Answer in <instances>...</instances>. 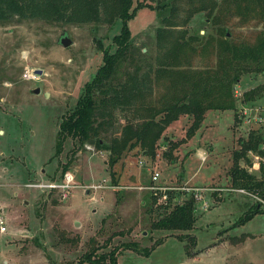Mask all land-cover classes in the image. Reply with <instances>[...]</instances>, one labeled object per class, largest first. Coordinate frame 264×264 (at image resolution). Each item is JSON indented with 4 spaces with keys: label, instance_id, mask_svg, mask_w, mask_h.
Segmentation results:
<instances>
[{
    "label": "rangeland",
    "instance_id": "374dc122",
    "mask_svg": "<svg viewBox=\"0 0 264 264\" xmlns=\"http://www.w3.org/2000/svg\"><path fill=\"white\" fill-rule=\"evenodd\" d=\"M137 2L144 6L127 19L131 52L154 55L155 30L168 8L160 6L161 0H134L132 6ZM259 16L251 10L245 15L229 12L215 23L200 11L185 26L188 34L228 36L245 50L262 41L264 56V21ZM121 26L120 17L112 23L19 17L0 21V217L6 227L0 231V264H92L82 257L97 244L98 255L118 249L115 264H264V209L241 222L256 202L236 191L232 181L235 154L244 151L251 130L261 131L256 120L264 110V95L242 99L245 90L264 81V68L256 70L249 54L242 62L248 69L233 85L234 108L207 110L191 138L186 130L192 117L181 115L163 132L154 158L134 148L109 164L108 151L96 147L97 138L109 141L131 117L120 110L98 137L80 145L67 136L56 152L60 122L74 109L104 50L115 49L113 36ZM62 35L71 39L66 46L59 40ZM216 43L192 53L193 65L213 64L219 57ZM38 68L37 77L24 76ZM37 86L38 92L33 90ZM167 86V79L158 77L152 97ZM174 142L177 147L166 155ZM246 154L249 160L238 157L240 166L264 179V151L249 149ZM64 167L73 172L75 183L66 198L27 186L58 181ZM154 170L159 172L155 183L170 187L174 202L194 199L188 188H209L201 192L206 205L194 199L193 228H151ZM97 184L103 186L96 189Z\"/></svg>",
    "mask_w": 264,
    "mask_h": 264
},
{
    "label": "trees",
    "instance_id": "16d2710c",
    "mask_svg": "<svg viewBox=\"0 0 264 264\" xmlns=\"http://www.w3.org/2000/svg\"><path fill=\"white\" fill-rule=\"evenodd\" d=\"M134 0H0V21L12 18H35L48 21L66 22H108L122 19V26L113 40V51L104 50L102 63L93 77L86 81L74 109L60 122L56 152L67 136L83 144L90 137H98L102 128L111 125L116 110L129 111L117 134L109 141L95 140L100 150L108 151V163L113 164L122 154L138 148L150 158L156 156L158 140L168 125L181 115L192 117L186 130L191 138L200 128L209 109H232L233 85L240 78V72L248 68L245 58L251 57L255 69L264 68L263 42L250 49L232 44L229 37L215 38L212 34H188L185 24L196 12L203 11L207 18L217 23L226 14L245 15L249 10L259 13L264 21V0H161L160 6L168 8L161 17V24L155 30V54L147 55L146 50L135 56L132 51L130 30L127 19L136 9L144 6ZM146 5V4H145ZM227 28V27H226ZM226 35L228 32H226ZM202 40V43L196 44ZM218 46L219 57L213 64L193 65L191 54L197 50L208 51L213 43ZM247 54H249L247 56ZM242 60V61H241ZM242 63V64H241ZM122 68L121 72L119 69ZM160 76L167 79V87L157 97H152L154 82ZM98 92V93H97ZM100 93V94H99ZM243 100L253 101L264 95V81L243 92ZM263 136L261 131L251 130L245 141L244 151L235 154L232 181L235 186L245 188L264 198V179L256 178L240 166L238 157L249 160L246 151L260 149ZM174 142L166 155L177 147ZM63 168V172L65 171ZM152 193V209L155 218L151 228L166 230H188L195 223V201L192 198L174 202L172 190ZM262 212L256 203L244 214L241 222ZM182 238V237H181ZM191 240H194L192 236ZM158 244V243H156ZM125 247L139 251L137 245L125 243ZM101 246L94 245L82 259L92 264H115L117 248L97 254ZM150 250L145 249V254Z\"/></svg>",
    "mask_w": 264,
    "mask_h": 264
},
{
    "label": "built area",
    "instance_id": "2783aa9c",
    "mask_svg": "<svg viewBox=\"0 0 264 264\" xmlns=\"http://www.w3.org/2000/svg\"><path fill=\"white\" fill-rule=\"evenodd\" d=\"M24 76L26 78H33V77H37V73H35L32 70H27L24 73ZM256 121H258L260 123L261 133L263 136L262 142L260 144V149L262 151H264V110H263L262 115ZM255 158L258 159L257 156H255ZM158 177H159V172L155 171V170L152 171L151 183L149 186L151 189L160 191L162 193V197H166L165 192L167 190H171V188L157 185L155 183V181L158 179ZM27 186L28 187H35V188H46V189H49V192L57 191L61 195L62 198H66L68 196L67 193L69 192V190L75 186L74 174L71 171H65L63 173L62 177L58 181H48V182L42 181V182H35V183L32 182V183H28ZM102 186L103 185L97 184V185H94L93 187L97 189V188H101ZM208 189L209 188H207V187L188 188V190L189 191L191 190V192L193 193L195 201H198V202L201 201L203 203V205H206V202L202 200L201 192L208 190ZM235 190L238 192H241V193L251 195L255 199V202L258 204V206L261 209H264V198H262L261 196L257 195L256 193L247 192V190H245V188L239 187V188H236ZM2 224H3V219L0 217V231L4 232L6 230V227Z\"/></svg>",
    "mask_w": 264,
    "mask_h": 264
},
{
    "label": "water",
    "instance_id": "95a60500",
    "mask_svg": "<svg viewBox=\"0 0 264 264\" xmlns=\"http://www.w3.org/2000/svg\"><path fill=\"white\" fill-rule=\"evenodd\" d=\"M59 40H60V42L64 45V46H66V45H68L70 42H71V39H70V37H68L67 35H62L60 38H59ZM35 70V73H39V72H41V69L40 68H38V69H34ZM34 91H39V87L37 86V87H34V89H33ZM87 193V192H86Z\"/></svg>",
    "mask_w": 264,
    "mask_h": 264
}]
</instances>
